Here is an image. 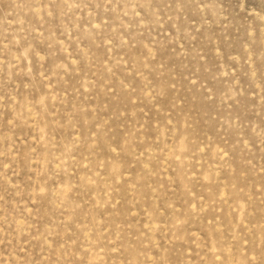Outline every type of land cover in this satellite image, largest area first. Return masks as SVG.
<instances>
[{
  "label": "rangeland",
  "instance_id": "rangeland-1",
  "mask_svg": "<svg viewBox=\"0 0 264 264\" xmlns=\"http://www.w3.org/2000/svg\"><path fill=\"white\" fill-rule=\"evenodd\" d=\"M0 264H264V0H0Z\"/></svg>",
  "mask_w": 264,
  "mask_h": 264
}]
</instances>
